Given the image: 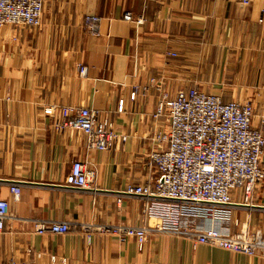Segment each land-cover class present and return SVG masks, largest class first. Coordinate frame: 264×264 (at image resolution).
I'll return each mask as SVG.
<instances>
[{
  "label": "crops",
  "instance_id": "crops-1",
  "mask_svg": "<svg viewBox=\"0 0 264 264\" xmlns=\"http://www.w3.org/2000/svg\"><path fill=\"white\" fill-rule=\"evenodd\" d=\"M125 13L143 20H124ZM87 15L99 19L98 34L84 28ZM191 87L224 102L250 101L252 126L260 127L264 0H43L39 27L4 25L0 197L14 218L0 232V264H264L260 255L193 245L168 233L153 232L138 248L133 236L82 230L145 224L142 199L122 191L151 174L152 135L167 128L152 118L158 98ZM79 107L97 110L126 141L87 150L83 133L54 128ZM75 160L94 172L91 187L68 184ZM260 162L264 170V154ZM10 184L20 187L18 200ZM233 216L238 225L231 231L245 222L264 233V178ZM36 220L64 221L70 229L37 234Z\"/></svg>",
  "mask_w": 264,
  "mask_h": 264
},
{
  "label": "built area",
  "instance_id": "built-area-1",
  "mask_svg": "<svg viewBox=\"0 0 264 264\" xmlns=\"http://www.w3.org/2000/svg\"><path fill=\"white\" fill-rule=\"evenodd\" d=\"M247 5L250 0H239ZM43 0H0V30L4 25L37 28L41 25ZM127 21L141 23L142 18L123 14ZM99 19L84 18L87 32L96 35ZM175 55V53H171ZM86 67H79L80 76ZM48 113V111H46ZM70 116L54 122V128L79 131L85 136L87 150H108L126 136L101 119L97 110L88 107L70 109ZM254 116L250 101L224 102L214 93L197 87L178 89L170 98L163 93L157 100L152 118L164 121L166 129L152 135L154 147L146 156L151 171L145 182L127 185L122 193L142 199L144 225L130 222L111 226L82 225L84 232L99 231L133 236L138 248L153 232L168 233L192 241L246 255L264 258V233L238 225L234 208L251 202L252 193L264 178L261 158L264 154V119L252 126ZM94 172L82 161L71 164L68 184L79 189L91 187ZM9 193L18 200L20 187L10 184ZM9 202L0 197V232L13 219ZM70 229L64 221L34 222L37 234H62ZM6 264H15L10 261Z\"/></svg>",
  "mask_w": 264,
  "mask_h": 264
}]
</instances>
